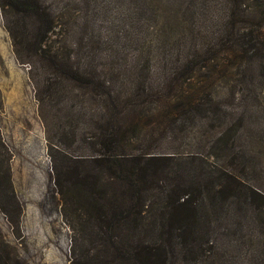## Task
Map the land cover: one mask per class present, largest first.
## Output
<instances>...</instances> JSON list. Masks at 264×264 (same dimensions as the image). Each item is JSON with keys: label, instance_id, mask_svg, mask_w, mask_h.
<instances>
[{"label": "rangeland", "instance_id": "rangeland-1", "mask_svg": "<svg viewBox=\"0 0 264 264\" xmlns=\"http://www.w3.org/2000/svg\"><path fill=\"white\" fill-rule=\"evenodd\" d=\"M41 1L55 20L42 46L93 82L78 86L27 51L19 36L14 44L5 24L20 16L0 5V255L6 264H73L76 253L83 261L84 209L69 178L73 168L84 174L91 167L109 110L122 107L137 87L144 100L136 103L132 153H212L208 161L231 164L264 193V55L227 49L223 19L230 0ZM26 23L28 34L36 33L33 20ZM107 81L114 100L103 92ZM201 84L211 92L213 113L182 121L175 105L185 95L197 98ZM163 104L173 126L161 114ZM258 204L219 234L197 264H264V202Z\"/></svg>", "mask_w": 264, "mask_h": 264}, {"label": "trees", "instance_id": "trees-1", "mask_svg": "<svg viewBox=\"0 0 264 264\" xmlns=\"http://www.w3.org/2000/svg\"><path fill=\"white\" fill-rule=\"evenodd\" d=\"M229 2L223 19L224 30L231 36L227 49L242 48L244 54L263 56L264 0ZM0 5L20 16L5 24L14 44L19 36L27 51L48 60L65 78L85 88L92 84L87 72L42 46L54 30L55 20L41 0H0ZM28 17L37 26L36 33L28 34ZM255 29L263 30L257 38L252 36ZM16 54L20 59L18 51ZM109 84L103 85V92L114 100L116 94ZM198 89L197 98L185 95L175 105L182 121L204 111L213 113L209 88L201 84ZM142 90L137 87L132 97L122 100V107L113 106L112 113L109 110L111 119L101 126L96 141L101 152L89 158L91 167L84 174L77 167L72 170L70 184L80 193L77 202L84 209L79 223L84 233L81 239H88V247L80 254L83 261L76 253L73 264H197L210 254L219 234H227L248 208L264 202V193L235 174L231 164L208 161L207 155L212 153H132L130 140L138 130L133 119L136 103L144 100ZM169 107L163 104L161 114L173 126ZM229 127L217 141L226 136ZM131 133H135L133 137ZM5 259L0 255V264H6Z\"/></svg>", "mask_w": 264, "mask_h": 264}]
</instances>
